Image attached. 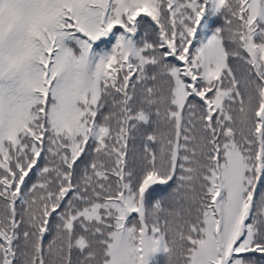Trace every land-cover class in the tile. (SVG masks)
Here are the masks:
<instances>
[{
  "label": "snow or ice",
  "instance_id": "obj_1",
  "mask_svg": "<svg viewBox=\"0 0 264 264\" xmlns=\"http://www.w3.org/2000/svg\"><path fill=\"white\" fill-rule=\"evenodd\" d=\"M0 264H264V0H0Z\"/></svg>",
  "mask_w": 264,
  "mask_h": 264
}]
</instances>
